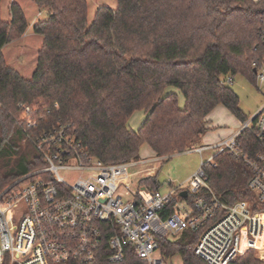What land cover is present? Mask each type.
I'll return each instance as SVG.
<instances>
[{"label": "trees", "instance_id": "1", "mask_svg": "<svg viewBox=\"0 0 264 264\" xmlns=\"http://www.w3.org/2000/svg\"><path fill=\"white\" fill-rule=\"evenodd\" d=\"M34 2L49 16L34 27L43 44L28 79L3 53L26 33V16L13 2L10 19L3 20L0 0V194L43 167L34 139L62 124H71L90 156L112 165L139 161L143 146L158 158L191 150L211 130L209 117L218 106L241 122L248 119L223 82L239 74L256 82L255 67L264 61V0H117V9L100 8L91 24L87 0ZM169 88L183 96V106ZM24 108L34 112L36 131L25 132ZM137 111L146 119L134 131L128 122ZM240 139L254 143L249 133ZM203 170L224 203L255 200L251 173L228 152ZM142 184L161 188L157 175ZM205 192L189 195L188 202ZM198 240L199 234L184 231L161 240V251L168 260L180 255L183 264H207L194 253ZM231 264L264 262L250 251Z\"/></svg>", "mask_w": 264, "mask_h": 264}, {"label": "built area", "instance_id": "2", "mask_svg": "<svg viewBox=\"0 0 264 264\" xmlns=\"http://www.w3.org/2000/svg\"><path fill=\"white\" fill-rule=\"evenodd\" d=\"M261 35L264 44V28ZM255 70L256 81L264 82V61ZM223 83L232 85L233 79ZM33 114L23 109L25 132L38 128ZM246 133L254 141L248 146L240 139ZM34 142L43 167L0 194V264L6 259L10 264H167L160 241L184 231L199 234L194 253L207 264H231L243 251L259 247L264 259V211L259 210L264 207V107L230 138L188 150L228 152L248 168L255 200L231 205L209 188L205 162L190 178L189 190L181 186L163 194L142 184L140 176L152 175L148 168L129 171L158 157L104 164L90 156L69 123L40 132ZM203 190L188 202L189 195ZM245 241L250 245L243 250Z\"/></svg>", "mask_w": 264, "mask_h": 264}, {"label": "rangeland", "instance_id": "3", "mask_svg": "<svg viewBox=\"0 0 264 264\" xmlns=\"http://www.w3.org/2000/svg\"><path fill=\"white\" fill-rule=\"evenodd\" d=\"M13 2L21 6L28 22V28L24 36L6 45L3 49V53L8 65L19 72L23 77L29 79L36 70L38 53L43 44V37L35 33L34 27L39 21L47 19L49 13L46 10L38 8L34 0H2L1 15L2 19L5 21L10 19L9 8ZM87 2L89 24L94 21L95 15L100 8L107 7L117 9L118 7L117 0H87ZM231 88L240 98V110L247 118L254 116L264 107V82H253L246 76L239 74L233 79ZM167 92L178 93L180 106H183L184 98L177 89L169 88ZM145 119L146 114L144 111L135 112L128 122L129 129L137 131L142 126ZM209 119L211 122V130L203 138L202 142L194 146L192 150L219 144L229 138L242 123L224 106H218L211 113ZM217 152V150H210L201 155L198 152L187 151L170 157L160 158L159 161L154 164L138 165L130 168L129 171L136 174L148 168L146 171L152 173L151 177L157 175L161 184L160 192L163 194H167L171 188L181 186L189 190L190 185L188 182L190 178L200 170L203 162L209 164V159L216 156ZM140 155L141 159L139 161H142V159L152 160L153 158L155 160L156 158L154 152L147 146L141 148ZM145 177L146 173L139 178ZM185 204L189 205L188 202H185ZM178 237L179 235L173 236L172 240ZM248 242L249 241L244 242L243 250L250 245V242ZM260 248L261 247L245 250L240 256L254 251L255 257L264 262L262 249ZM156 256H158V254H156ZM167 264H183V260L180 255H176L167 260Z\"/></svg>", "mask_w": 264, "mask_h": 264}, {"label": "crops", "instance_id": "4", "mask_svg": "<svg viewBox=\"0 0 264 264\" xmlns=\"http://www.w3.org/2000/svg\"><path fill=\"white\" fill-rule=\"evenodd\" d=\"M255 1H256V0H255ZM238 129H239V128H238ZM238 129H237V130H238ZM235 130H236V129H235ZM237 130L234 131V132L230 135V137L233 136V135L237 132ZM230 137H229V138H230ZM227 139H228V138H227ZM142 160H143V159H142Z\"/></svg>", "mask_w": 264, "mask_h": 264}, {"label": "water", "instance_id": "5", "mask_svg": "<svg viewBox=\"0 0 264 264\" xmlns=\"http://www.w3.org/2000/svg\"><path fill=\"white\" fill-rule=\"evenodd\" d=\"M254 73H256V70H254ZM183 196H186V193H185V194H183Z\"/></svg>", "mask_w": 264, "mask_h": 264}, {"label": "bare ground", "instance_id": "6", "mask_svg": "<svg viewBox=\"0 0 264 264\" xmlns=\"http://www.w3.org/2000/svg\"><path fill=\"white\" fill-rule=\"evenodd\" d=\"M246 242V241H245ZM249 243V242H248Z\"/></svg>", "mask_w": 264, "mask_h": 264}]
</instances>
